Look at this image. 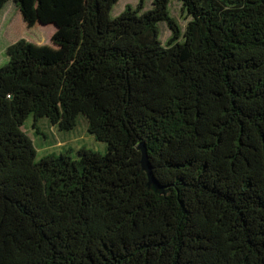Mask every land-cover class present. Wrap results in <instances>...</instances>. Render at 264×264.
I'll use <instances>...</instances> for the list:
<instances>
[{
	"label": "trees",
	"instance_id": "16d2710c",
	"mask_svg": "<svg viewBox=\"0 0 264 264\" xmlns=\"http://www.w3.org/2000/svg\"><path fill=\"white\" fill-rule=\"evenodd\" d=\"M12 1L55 32L0 67V264H264V0Z\"/></svg>",
	"mask_w": 264,
	"mask_h": 264
},
{
	"label": "rangeland",
	"instance_id": "374dc122",
	"mask_svg": "<svg viewBox=\"0 0 264 264\" xmlns=\"http://www.w3.org/2000/svg\"><path fill=\"white\" fill-rule=\"evenodd\" d=\"M139 0H120L112 11V17L119 15L127 5L137 6ZM146 9L152 7V0H144ZM179 6L173 7L174 16H178ZM183 26L185 21L182 20ZM165 23L161 24V39L165 42L170 36V31ZM55 28L53 25L33 26L27 28L17 6L11 0L0 15V67L8 63L6 50L9 45L17 40L27 39L37 45L48 44L52 40ZM23 130L32 139L37 159L46 155L55 157L70 153L77 156L79 149H91L104 152L107 144L97 142L88 130V124L84 118L79 119L77 127L71 131L63 132L57 126H53L47 119L38 121L37 129L33 127V119L30 117L24 124Z\"/></svg>",
	"mask_w": 264,
	"mask_h": 264
},
{
	"label": "water",
	"instance_id": "95a60500",
	"mask_svg": "<svg viewBox=\"0 0 264 264\" xmlns=\"http://www.w3.org/2000/svg\"><path fill=\"white\" fill-rule=\"evenodd\" d=\"M143 163H144L145 165L148 164L147 156H146L145 153H144V155H143ZM150 176H151V174H150Z\"/></svg>",
	"mask_w": 264,
	"mask_h": 264
}]
</instances>
